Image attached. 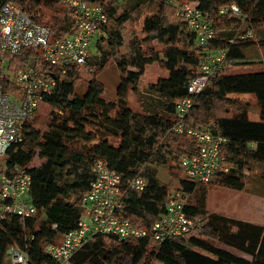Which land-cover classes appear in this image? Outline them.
I'll return each instance as SVG.
<instances>
[{
	"label": "trees",
	"instance_id": "obj_1",
	"mask_svg": "<svg viewBox=\"0 0 264 264\" xmlns=\"http://www.w3.org/2000/svg\"><path fill=\"white\" fill-rule=\"evenodd\" d=\"M7 1L30 11L36 20L51 26L56 36L72 30L68 14L63 18L58 14L60 0H0V6ZM94 1L103 5L107 21L102 26L105 34L96 44L101 52L89 61L93 68L89 80L80 77L78 64H70L63 72L44 63L31 48L10 59L5 69L8 78L2 75L0 63V86L6 91L17 88L16 73L31 61L51 71L56 80L54 92L44 99L51 107L46 127L35 128L32 118L24 127L23 141L8 152V167L21 165L32 176L36 211L31 216L9 214L0 219V264H10L6 255L11 245L27 252L29 264H58L45 248L59 243L65 232L78 225L98 159L121 175L119 216L149 227L165 212L168 191L176 188L185 192L186 211L203 219L204 230L162 242L151 235L122 239L99 234L74 253L71 264H152L154 260L162 264H264V225L213 212L208 206L213 187L248 189V174L259 172L256 181L264 176V69L230 70L256 62L245 58L243 47L264 43L260 32L264 0H189L208 14L216 31L208 48L200 46L196 33L175 17L176 7L169 0H154L157 8L144 16L141 36L134 33L127 44L126 23L134 20V14L129 7L119 10V3L126 0ZM232 4L240 15L232 11ZM42 7L53 11L47 19ZM223 7L227 9L221 11ZM248 31L252 36L242 38ZM255 34H262V39ZM152 41L161 44V50L145 49L144 44ZM217 48H227L229 66L193 95L194 103L183 121L185 128L210 126L227 138L221 152L229 168L216 171L208 182H199L188 178L181 165L182 156L199 153L198 143L186 130L173 128L180 121L177 101L189 95L188 84L200 73L201 61ZM110 61L120 72L115 97L106 95L98 79L99 70ZM155 62L168 75L140 90L147 66ZM130 91L136 93L142 109L130 106ZM240 93L255 95L258 117L250 115L248 103L231 96ZM36 156L41 162L32 165ZM171 161L184 174L176 187L161 182L158 175L157 165ZM137 176L146 180L141 190L130 185Z\"/></svg>",
	"mask_w": 264,
	"mask_h": 264
},
{
	"label": "built area",
	"instance_id": "obj_2",
	"mask_svg": "<svg viewBox=\"0 0 264 264\" xmlns=\"http://www.w3.org/2000/svg\"><path fill=\"white\" fill-rule=\"evenodd\" d=\"M72 22V30L56 36L46 23L36 20L27 9L12 1L0 6V63L3 76L10 59L22 49L38 51V57L46 64L59 67L63 72L70 64H78L79 69L92 71L89 61L94 56L92 46L105 34L102 26L107 15L101 3L94 0H61ZM174 2L176 16L193 30L198 44L208 48L216 36V31L208 14L197 2L189 0H169ZM235 14L239 8L230 6ZM227 8L223 7L221 11ZM252 36L248 31L242 38ZM227 48H217L201 61L200 73L188 84L189 95L177 101L179 123L173 128L177 132L187 131L194 136L199 153L182 156L181 165L186 176L199 182H208L218 170H227L229 165L221 152L227 138L214 132L210 126L185 128L183 119L194 103L193 95L202 91L213 78L229 66ZM17 88L6 91L0 86V157L8 158L13 144L23 141L25 125L35 117L41 102L54 92L55 76L48 69L35 65L32 61L17 73ZM9 169V172L6 171ZM95 178L90 190L83 197L84 214L78 225L65 232L59 243H51L45 248L58 264H71L74 253L99 234H110L119 238H139L151 235L157 242L178 236L200 234L204 230L203 219L191 216L186 211L187 197L182 190L168 191L165 212L149 227L139 226L122 218L118 211L123 207L122 178L119 172L109 167L104 159H98L94 166ZM130 185L143 189L146 180L137 176ZM32 176L21 165L14 164L0 170V219L9 214L22 217L31 216L36 206L31 197ZM10 264H29L28 254L17 245L7 249Z\"/></svg>",
	"mask_w": 264,
	"mask_h": 264
},
{
	"label": "rangeland",
	"instance_id": "obj_3",
	"mask_svg": "<svg viewBox=\"0 0 264 264\" xmlns=\"http://www.w3.org/2000/svg\"><path fill=\"white\" fill-rule=\"evenodd\" d=\"M130 4L133 7L129 6ZM61 5V6H60ZM60 9L62 10L58 14L60 17L67 16V10L65 9L62 1L60 0ZM169 5L174 6V2H170ZM119 10L124 7L132 8L134 14V20L128 21L126 23L127 33H126V41H128L134 37V33H137L141 36V30L143 25L144 16L150 12H153L157 8V2L151 0V2L143 0H126L125 2L121 1L119 3ZM42 10L46 13L45 19L49 17V13L53 12L49 8L42 7ZM175 17H176V9H175ZM260 32L264 33V27L260 30ZM256 39H260L259 36H256ZM145 49L149 52L152 49L161 50L162 45L157 41L146 42L144 44ZM125 49V46L123 47ZM245 58L247 60H254L255 63L247 64V65H236L232 67L230 70L232 71H255L264 69V43H254L243 47ZM92 52L95 54H99L101 52L100 47H96V45L92 46ZM97 58L95 56L94 60ZM8 74V73H7ZM17 74V73H16ZM80 77L83 80H89L92 77V71L89 72L87 69H79ZM168 72L166 68H164L160 63L155 62L147 66L145 74L142 76L138 88L140 90H144L147 86L152 83L158 81L161 77H166ZM17 76V75H16ZM98 79L105 85L106 95L108 97H115L117 94V86L120 79V72L118 67L114 63V61H110L103 69L98 72ZM84 85V84H83ZM232 97L239 98L244 103H248L250 105V115L254 118L258 117L257 115V101L256 97L252 93H240V94H232ZM130 106L135 109H142V106L139 102V98L133 91L129 92L128 95ZM50 105L48 102H41L37 114L32 120L35 128L44 129L46 127V118L47 114L50 110ZM41 162V159L36 156L33 160L32 165H38ZM7 158L0 157V170L8 167ZM158 175L160 181L167 184L171 183V186L176 187L179 184L180 178L184 176L181 170L176 165V162H170L168 165L166 164H158ZM259 172H255L253 174H248L247 182L248 189L236 190L227 186H215L209 192L208 196V206L210 210L216 211L222 214H230L233 217L240 219H256L258 216V208L257 203L261 202L262 199L258 195L264 193V176L259 177V179L254 180V176L256 178ZM258 219V218H257ZM259 221V220H257ZM236 252V251H235ZM247 256V255H245ZM248 257V256H247ZM152 264H162L157 260H154Z\"/></svg>",
	"mask_w": 264,
	"mask_h": 264
},
{
	"label": "crops",
	"instance_id": "obj_4",
	"mask_svg": "<svg viewBox=\"0 0 264 264\" xmlns=\"http://www.w3.org/2000/svg\"><path fill=\"white\" fill-rule=\"evenodd\" d=\"M220 32V31H219ZM256 36V34H255ZM259 36V35H258ZM260 39H262V34H260L259 36ZM259 197H261L260 199H262L261 202H258L257 203V208H258V216L256 219L253 220H250V219H246L244 218L245 220H249V221H252L254 223H258V224H261V225H264V193H261L260 195H258ZM213 211V210H212ZM213 212H216V211H213ZM218 213V212H217ZM222 214V213H221ZM223 215H227V216H232L230 214H223ZM233 217V216H232ZM259 220V221H257Z\"/></svg>",
	"mask_w": 264,
	"mask_h": 264
}]
</instances>
